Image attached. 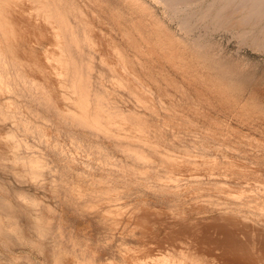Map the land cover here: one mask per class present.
<instances>
[{
	"label": "rangeland",
	"instance_id": "374dc122",
	"mask_svg": "<svg viewBox=\"0 0 264 264\" xmlns=\"http://www.w3.org/2000/svg\"><path fill=\"white\" fill-rule=\"evenodd\" d=\"M17 1L59 30L71 98L49 85L47 73L16 65L18 57L0 61L11 90L0 94L11 113L0 121V194L49 225L46 244L57 240L80 261L133 264L186 248L167 231L190 234L189 219L209 229L232 221L231 212L264 222V17L241 19L229 7V25L210 28L203 13L220 0L209 7L211 0ZM34 17L44 32L28 29L25 52L45 63L60 51L52 25ZM185 34H199L220 61L247 75L240 99L219 92L214 70L185 47ZM7 132L19 141L14 149ZM29 159L43 164L42 175H28ZM17 189L37 203L23 202ZM19 219L36 237L27 216ZM6 243L0 264H50L30 245Z\"/></svg>",
	"mask_w": 264,
	"mask_h": 264
},
{
	"label": "bare ground",
	"instance_id": "6f19581e",
	"mask_svg": "<svg viewBox=\"0 0 264 264\" xmlns=\"http://www.w3.org/2000/svg\"><path fill=\"white\" fill-rule=\"evenodd\" d=\"M165 2L174 3L176 0H165ZM213 2L214 0H211L207 6L209 7ZM229 7L239 8L242 12L241 19H252L255 22L264 17V0H220L218 7L214 11L203 13L204 18L210 16V28H224L229 25L230 17L233 14L232 11L227 10ZM28 8L30 11L21 7L17 0H4L0 2V61L5 66L9 62V55L16 59L18 57L17 62H14L16 65L20 66L24 64L35 74L47 73L52 78V81H49V85L51 87L55 85V88L60 91L63 98L71 100L68 86L66 85L67 73L64 70L66 58L63 55L59 30H57L51 21L50 24L52 26H50L49 20H46L47 15H43L40 11H34L36 6L32 9L35 14L31 13L32 7L28 6ZM34 16H40L43 23L51 27L54 47L60 51L57 56L45 55L43 57L47 61L45 63L39 58L28 55L25 52L27 46L24 45L23 39L27 40L28 29L36 28L33 30L36 34H40L41 31L44 32L43 27L32 23V20L35 18ZM210 28H207L208 31ZM129 32L125 33L128 35ZM129 35L138 40L134 37V34ZM165 39H160L161 41L159 42V46L162 49L166 48ZM182 41L186 48L196 52L195 58H200V64L203 63L208 68L214 70L212 82L216 85L219 92H222L226 96L231 94L233 99H237V97L240 99L241 92L245 91L243 90V85L246 83L245 80H248L247 75L242 74L233 67L235 66L232 65L233 63H229L230 65H228L225 61V64L223 61H220L216 53L211 49L212 43L201 39L199 34L193 36H188V34L182 35ZM260 44L264 47V38ZM115 49L121 54L119 48ZM8 89L10 90L8 83L5 84L2 78H0V94L6 93L9 91ZM251 99H255L252 92L248 96L243 97L242 100L247 103ZM5 103H10V101H0V121L11 118V113L4 111L2 108ZM67 109L82 116V110L74 105L68 106ZM7 133L9 134V147L16 148L19 145V141L12 136L11 132ZM4 158H6L5 154L0 151V164H2ZM9 158L13 161L20 159L19 157H15V155ZM43 168L44 166L39 160L30 161L29 159L28 175L30 177L34 178V176L42 175ZM15 192L18 196H21L23 202L31 205L37 203L36 198L30 193L22 189H17ZM23 213L28 218L26 222L33 227L36 237L26 233L23 229L22 222L19 219V216ZM229 215L230 218L233 217L232 221H226L221 226L212 225V229H209L210 225L208 224H199L195 218L189 219L187 224L190 225V234L178 237V235L176 236V234L172 233L169 235L171 230L167 231L168 236L174 238L178 243H186V248L173 249L166 247L154 256L136 258L133 264H264V227L261 224L263 220L261 222L260 220L253 222L242 213L231 212ZM257 222L259 223L258 225H256ZM48 229L49 225L45 224L38 215L34 216L24 212L21 203H13L0 194L1 244L6 245V242L12 239L18 240L21 244L33 247L50 264H96L91 260L80 261L76 257H67L57 240L53 244H46L44 237ZM2 255L3 253L0 250V259ZM6 259L8 262L16 260V258L11 256L6 257ZM109 261L98 264H110ZM26 264L32 263L26 261Z\"/></svg>",
	"mask_w": 264,
	"mask_h": 264
}]
</instances>
